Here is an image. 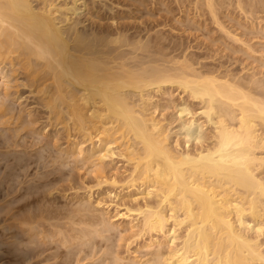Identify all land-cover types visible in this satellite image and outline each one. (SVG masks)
<instances>
[{
	"label": "bare ground",
	"instance_id": "bare-ground-1",
	"mask_svg": "<svg viewBox=\"0 0 264 264\" xmlns=\"http://www.w3.org/2000/svg\"><path fill=\"white\" fill-rule=\"evenodd\" d=\"M47 1L48 0H45V2L41 3L42 5L40 7H35L32 4V0H0V97L8 99L11 96L10 89L13 90V88H11L12 86L10 84L11 82H15L14 79H16V74H18L17 70L20 69L25 77V79L22 80L27 84L26 85L23 81V85L25 84L26 87L33 89L32 94L35 93L34 95H38L42 102H44L43 106L49 111V121L51 122V120H54L58 125L63 124L62 128L66 132L65 134H67L68 139L71 138V132H74L75 134H81L83 139L88 138V140L91 141L90 147L92 148L88 153H85V149L83 150L79 145L68 143L67 148L64 149L65 151H62L64 156H78V158L86 160V162L89 163L90 159H93V157H95L94 154L97 152L93 140L96 138L97 143L108 145V142H105V140L111 136V132L113 133V131L115 133L118 132V134L120 133L119 135L123 141L127 138L128 143L129 141H134L141 146V153L138 151L136 152L134 145L131 143L127 145L128 143L126 142V152L123 154L120 153L119 155L128 158L127 162L134 161V174L137 171H141L142 173L139 172L142 174V178L140 177L141 184L147 186L146 189L148 190L150 187V189L154 190H146L147 194L145 193V195L150 196L155 193L156 195H154L156 198L159 197V202H155L157 207H154V205L151 206V203L149 204L150 206L148 203L145 204L144 210L137 207L136 211L138 215L143 216V219H141L143 236L145 233L151 235L152 233L158 234L162 232L166 224H168L167 222L171 221V223H173V229H180L182 226H185L188 240H193V243L189 241L192 245L184 244L178 250L169 252L167 255L168 257H166L168 259H162L161 257L163 256H160L158 252H156L158 254H152L154 256L153 262H151L152 264H172L173 261L177 264H189V260L193 257L195 258V262L193 261L195 264L196 262L198 264H209L210 262H207V257L210 252L213 256L215 255V257H217L216 261H213V264H253L257 261H262V263H264V257L259 251V246L250 244L251 242H246V239H242V237L235 232L236 230L233 227L234 225L230 223V219L228 220V218H230L229 216L234 213L239 226L248 227L249 225L243 219L247 212L254 222L264 216V98H255L250 92L252 91L250 90L251 86L249 89L250 91L246 90L244 85H241L242 82L240 84L235 83L233 79L232 82H230L231 80L225 77H223V79L211 76L212 74L208 72L202 73L203 70L202 72H197L195 69H192L193 62H191L192 65L190 64L191 66H189L185 65L187 63L185 61L184 64H182L183 61H181V63L178 62L180 60L179 58L178 61H173L174 58H172L173 62H171V60L167 61V57H164L166 61L163 60V57L162 59H158V55L154 57L153 54L155 55L156 53L148 55L149 51L154 49L149 47L150 50L148 48V42L147 45H143L144 41L142 43L140 40L136 41V39L134 42H131L130 39H126V37L123 38V33L122 36L118 34L115 35V37H103L100 36L102 34H94L95 32H92L90 35H87L86 31L85 34L84 32L80 33L78 32L79 29L77 30L76 28L79 22L74 23L72 17L85 9L86 5L84 1L71 0V5L69 7L68 5H64L61 8L55 6L54 3H50L52 0L50 2ZM211 2L213 1L206 0L205 3L209 11L212 6ZM238 3H240V1ZM212 11H214V9L211 10V12ZM211 15L214 17L213 13ZM214 18L212 20H214ZM217 23L220 24L219 22ZM221 28L222 26L220 29ZM114 32L117 34V31ZM100 33H102V31ZM105 36L107 35L105 34ZM139 38L138 36V39ZM232 39L236 40L237 38L235 39L232 37ZM146 41L148 40L146 39ZM154 41H157V39L155 38ZM160 41L159 43H161ZM117 44L119 48L122 47V51L126 48L128 50L130 49V52L128 51L126 53L128 54L127 57L122 53L119 54L120 56L116 55L119 52ZM156 44L157 43H155V45ZM115 45H117V53L115 52V48L113 50L110 49V46L112 48L115 47ZM124 47L126 48L123 50ZM114 52L116 56L113 55ZM137 52L148 53L146 54L148 56L144 55V57L140 59L139 57L142 56V54H139V56L136 54ZM133 54L134 56L132 57ZM161 54L162 53H159V55ZM121 55L124 57H121ZM162 56H164V53ZM129 57L130 60L138 58V63L133 62L135 65L133 64L130 66ZM169 57L170 56H168V58ZM125 58H128V64L126 63L127 61L124 60ZM17 82L18 81H16L15 84ZM259 84L256 86L257 89ZM164 86H170V88L175 86L182 94H187V97L192 101L196 100L198 103L200 102L202 104L203 111L200 112L208 119V122H211L213 125L212 133L207 137L211 140L209 145L207 144V146H205L201 142L198 144L199 146L196 144L198 147L196 146L193 148L194 150L187 148L191 151L187 150L182 153H175L167 145V136L162 131L163 129L160 123L154 118L148 117L149 115L146 116L147 107L152 105L149 93H165L163 90ZM164 88L166 89V87ZM261 91H263V89ZM2 103H4V101L0 102V112L4 113L7 107L3 106ZM188 109H185L186 112ZM9 111L11 112V110ZM21 112L23 113V110ZM187 113L190 115V110ZM26 114L27 117L30 115L29 112H26ZM194 121L195 120L192 118L191 120H186L184 123L192 124ZM186 124L184 125L186 126ZM191 135V132L186 130L185 139H187V142L190 141ZM204 137L206 138V136ZM113 139L115 138L113 137ZM104 148L107 149L108 147ZM104 148L101 147L98 153H101ZM92 162L89 165H91ZM94 164L95 163H93V165ZM93 167L96 169L97 165L96 168L95 166ZM89 172L87 170L88 174ZM139 173L136 174L139 175ZM95 176H97L96 173ZM47 177L48 176H46V178ZM132 179L131 182H135L137 178L134 180ZM112 183L114 184V182ZM20 184L21 182L19 185ZM29 188L26 189L20 186L18 189H14L15 193L21 192L22 190L25 192L20 196L18 195L10 206H7L11 207L10 211L16 209L17 212H19V216H22L20 215V211L23 210L25 206L28 207V204L32 201V199L30 202L28 201L30 200V197H28ZM218 188H224V194H221ZM227 192H230L229 194L233 193L237 197L238 200L236 201L238 202L234 201L233 203L232 200L230 201L229 199L231 198ZM15 193L14 195H16ZM34 197H36V194ZM37 198V200H39L41 197ZM46 198L49 197L47 196ZM22 201L23 203L16 208L15 206ZM161 206L165 207L166 210L164 212L161 210ZM246 206L248 207L247 209L245 208ZM7 207L1 210L4 216L8 213L7 211L9 208L6 213L4 212ZM39 207L40 206H38V208ZM87 208L89 209V206L86 207V209L84 208L83 212L91 213L93 211L91 210L93 208L90 207L91 209L89 210ZM51 211L52 210H50V212ZM37 212L33 214V216L28 213L31 217L29 216L25 219L21 218V220L19 218V220L17 219V226L19 225L21 230L19 231L18 229V232L12 234L10 237L16 241L15 248L13 247L15 251L19 247L20 248L17 250L19 251L17 254H15V251V253L8 252L10 250V248H8V256L17 259L22 258V260L24 257H27L28 259H26L29 262L30 260L33 261V259H38L42 257L43 254H46L47 247H45L44 250L42 249L43 246L47 244L52 246L50 242L56 239V243L61 245L55 244L54 241L55 246L52 249V254L45 255L41 261L38 260L40 262H47L49 260L53 262L58 256L64 254L62 250L64 247L68 249L69 252L65 253L64 257L66 259H63L64 261L62 260L63 262L59 264H68V260L71 258L70 256L75 255L74 264H81L82 261L84 262V260L88 258L91 261L94 256V248H98L100 242L103 241L102 238L105 237L102 234L109 233L111 228L105 220H99L100 222L98 225L97 223L89 224L83 222L87 223L89 228L91 227L89 230L81 229L77 231L72 227L70 232H78V239L88 241L83 242L82 240L81 244L78 242L80 240L77 239L80 245L77 243L76 248L78 246L80 248L78 247L79 250L76 252L78 254L81 252L84 253L82 254L84 257L78 259L79 256L72 251L75 249L73 247L75 244L67 247L71 242L68 241L70 240V234H67L68 237L65 235L66 232L63 234L62 230L58 231L61 227H57L59 224L54 226L56 223L50 225L46 230L45 223L51 222L54 219L45 221L47 220H43L46 218L45 215L43 217V215L39 214L41 211H39V213ZM77 212H73L74 215L77 214ZM167 213L169 215H167ZM178 213H181L182 218H180ZM13 214H10L8 219H6L7 216L4 219L1 218L3 221H0L2 222L0 224L9 222L11 218L13 221V218L17 217V214ZM57 216L59 215L57 214ZM50 217L51 216H49V218ZM73 219L71 218L70 220L72 221ZM60 221L66 220L61 219ZM71 221L70 223L73 224V226H81L82 221L80 222L77 220L79 223H76L75 220L73 222ZM9 223L7 224L9 225ZM10 226L12 225L4 227L9 230L11 228ZM65 226L66 228L68 227L67 225ZM52 227L53 230L51 229V231L49 228ZM54 228L57 230H54ZM80 228H82V226ZM176 230L171 231L172 236L178 231ZM54 231L56 232L54 233ZM211 232H213V235L216 237L212 236ZM64 235L68 237V240ZM96 235L100 237L98 239L102 240L97 241L95 238ZM62 236L63 239L61 240ZM59 237H61V242L60 240L57 241ZM213 237L217 238V240H214ZM73 238L74 237H71L72 243H74ZM75 238L74 240L76 242ZM103 242L107 243V239ZM172 242L173 241L170 243ZM186 242L188 241L186 240ZM72 243L70 245H72ZM148 245L151 244L149 243ZM88 246H90L89 249L92 250H89L87 248ZM21 248L24 249L21 250ZM47 250H49V248ZM100 251L101 250H99V252ZM106 254L108 255L109 253ZM105 255L102 256L105 258L107 257ZM100 260L102 259H99V262ZM113 260L115 259L113 258ZM118 260L119 263H121L120 259ZM151 263L148 262L147 264Z\"/></svg>",
	"mask_w": 264,
	"mask_h": 264
},
{
	"label": "rangeland",
	"instance_id": "rangeland-1",
	"mask_svg": "<svg viewBox=\"0 0 264 264\" xmlns=\"http://www.w3.org/2000/svg\"><path fill=\"white\" fill-rule=\"evenodd\" d=\"M50 1L51 0H48L47 2ZM81 1H84L86 5L85 9H83L81 12H78L79 14L77 13V15L72 17L74 23L79 22L78 25H76L77 30L79 29L78 32L80 33L84 32L85 34L86 31L87 35H90L92 32L93 33L95 32L94 34L96 33L97 35L102 34L100 36L103 37H108V36L115 37V35L118 34L119 36H122L124 34L123 38L126 37V39H130L131 42H134L135 39L136 41L140 40V42L142 43L144 41L143 45H147L148 42L147 45L148 48L149 47L151 49L154 48L153 49L154 51L149 48L151 50L149 51L148 49L149 54L137 52L136 53L137 55L142 54V56L139 55L140 59H142L141 57H144V55L148 56L150 54L156 53L155 55L153 54V56L156 57L158 55L157 56L158 59H162L163 57L164 61H166L164 57L165 58L167 57L166 58L167 61L171 60V62L178 61L179 58L180 60L178 62L181 63V61H183L182 64H184L185 61L187 62L185 65H189V66H191L192 65L191 62H193L192 69H195L197 72L198 71L202 72L203 70L202 73L208 72L212 74L211 76H216L218 78L225 77L228 80H231L230 82H232V79L233 82L235 83L240 84L242 82L241 85H244L246 90H249L251 86L250 90L252 91L250 90L249 91L251 92V94L255 96V98L256 97L259 99L264 98L263 96L264 95V0H252V1L251 0H211L213 2H211L212 6L210 11L208 10L207 4H205L206 0H81ZM239 1L240 3H238ZM43 2H45V0L44 1L32 0V4L35 7H40L42 5L41 3ZM50 3H54V5L59 8L63 7L64 5H68L69 7L71 5V0H52ZM213 9L214 11L211 12V10ZM212 13L215 18L211 15ZM212 17L214 18L215 22L214 20H212L213 19ZM216 20L220 24H218ZM217 24L220 26H218ZM221 26H222L221 29L224 30L220 29ZM101 31L102 33H100ZM114 31H117V34ZM104 33L107 36H105ZM138 36L140 37L139 39ZM232 37L235 39L237 38L238 40L237 39L234 40L232 39ZM155 38L157 39V41H154ZM163 38L166 40H164ZM146 39L148 41H146ZM158 39H160L161 41ZM159 41L161 43H159ZM155 43H157L158 45L157 44L155 45ZM117 45H115V47L112 48L110 46V49L112 50L115 48L116 53L119 51L117 54L114 52L113 55L120 56L119 54L122 53L124 54L125 57H127L128 54L126 53L130 49L128 50L126 47H124L123 50L126 48L125 50L127 51L125 50L122 51V47L119 48L118 45V49H119L118 50ZM116 49L118 51H116ZM159 53L162 54L159 55ZM163 53L164 56H162ZM124 56L121 55V57ZM133 56L134 54L132 55V57ZM168 56L170 57L168 58ZM172 58H174L173 61ZM127 59L128 58H125L124 60H126L127 61L126 63L128 64V60H130V57L128 60ZM136 59L134 60L131 59L132 61L130 60L129 65L130 66L133 65L134 64L133 62L138 63L139 59L135 61ZM185 59L188 61H186ZM20 72L22 73L20 69L17 70L18 74H16V79L18 80L14 79L15 82L16 81L18 82L16 84L15 82H11L10 84L12 86L11 88H13V90L10 89L11 96L8 99H4L0 97L1 100L3 99L2 101L0 100V102L4 101V103L2 104L3 106L7 107L8 110V111L6 110L7 112L3 110L4 113L0 112L1 115L0 119L2 118L0 120V211L5 207L10 206V204L14 201L15 198H17L18 195L20 196L25 192L23 190L21 192H16V193L14 192L15 191L14 189L16 188L18 189L20 186L21 187L23 186L26 189L30 187L28 190L29 192L28 197H30V200L28 201L30 202L32 199L33 203L31 201L32 204L29 203L28 207L27 206L24 207L23 210L25 211L23 210H21L22 212L20 211L21 213L20 215H22L23 217L19 216V212H17L16 209L10 211L11 207H7V209L4 210V212L6 213V211L9 208V210L7 211L8 213H6L5 216L4 213H2L3 211H1L2 215L0 214V221H3L1 218L4 219L6 216H7L6 219H8L10 217L9 215L13 214V212L14 214H17V217L13 218L15 221L14 220L12 221L11 218V220L9 219L10 223L3 222V224H0V236H1L0 264H21V263L22 264H53V263L59 264L60 262H63L66 259L64 257L65 253H68L69 250L63 247L62 250L64 251V254L54 259L55 261L53 260L52 262L51 260H49L47 262H40L45 257V255L52 254L53 252L52 249L54 248L55 244H57L56 239H54L55 244L53 240H52L53 243L50 242L52 246H50L49 244H47L49 246H47L46 244H45L46 246H43L42 249L44 250L45 247H47L46 254H43L42 257L38 258L40 261L38 259L35 260L33 259V261L30 260L29 262L27 260L28 259L27 257H24L25 259L23 258L22 260V258L17 259L8 256V252L11 253L16 252L15 254H17V252H19L17 250L20 248L19 247L15 251L14 246L16 244L15 243L16 241L14 239H11L10 237L12 234H16L18 232V229L19 231L21 230L19 225L17 226V219L19 218L21 220V218L25 219L30 215L33 216V214H36L37 211H38L37 213L41 211L39 214L43 215V217L45 215L46 218L43 219V220L47 219L45 221H49V219L50 220L54 219L51 222L49 221L45 223L46 230L48 229V227H50V225L56 223L54 226L59 224L57 225V227H61L60 229L58 228L59 229L58 231L62 230L63 234L66 232L65 235L70 234L69 235L70 240H68L69 237L68 235H67L68 237L64 235V237H67V240L69 242L71 241L70 244L72 243L71 237L74 238L76 237L75 238L76 242L73 238L74 243L70 245L68 242L69 245L67 244L66 245L68 247V246H73V244H75L73 246L75 249L73 250L71 249V250L74 252V254L76 253L77 256H79L78 259L84 257V255H82L84 254L83 252L79 254L77 253L80 247L78 246L79 248L78 247H77L78 249L76 248L77 243L79 242L82 244L83 239L80 240L77 238L79 236L77 234L78 232L71 231L72 232L71 234L70 229H72L73 227L77 231L81 229L89 230L91 227L89 228L88 227L89 225H87V223L89 224L97 223L98 225V223L100 222L99 220H103V221L105 220V222L107 221L108 225H110L112 228V230L110 228L109 233L102 234L105 236L102 238L103 241L107 239V243L105 242L106 243L105 244L102 241L104 243L103 244L102 242H100V244L98 245L99 249L97 247L94 248V253H93L94 256L91 259V261L88 258L84 260V262L82 261L81 264H102V263L103 264H114V263L115 264L117 263L147 264L148 262L149 263L153 262V258H154L153 255L155 254L159 253L160 256L161 255L163 256L161 258L164 259L168 257L167 255L169 254V252L178 250L184 244L188 245L190 244V242L193 243V240L192 241L191 239L188 240L185 226H182L180 229L176 228L178 230L177 231L176 229H173L174 227L171 221L167 222L168 224H166V227L163 229L162 232L158 234L152 233L151 235L149 233H145L143 236V232L141 228L142 226L141 219H143V216L138 215V212L136 211L137 207L144 210V205L147 203L148 205L151 203L150 204L151 206L154 205V207L155 206L157 207L156 203L159 202L158 200L159 197L156 198L155 193H154L155 195L154 194L150 196L145 195V193L147 194V191L153 189H150L151 188L150 187L148 190L146 189L147 186L141 184L140 179L142 178V174L139 173L141 171L139 172L137 171L134 174L133 167L135 165V162L134 161L127 162L128 158L119 155L120 153L123 154L124 152H126L125 148L130 143L134 145L136 152L138 151L141 153V146L139 144H136L133 140H132L133 142L129 141L128 143L127 138L124 139L123 141L119 135L120 133L118 134V132L115 133L113 131V133L111 132V136H110L111 138L107 137L108 139L106 138L107 140H105V142H108L107 143L108 145H104V143H102L103 144L102 145L99 142L97 143L96 138L93 140L97 152L94 154L95 157H93V159H90L89 163L86 162V160H82L81 158H78V156L75 157L64 156V153H62V151L63 152L65 151L64 149L67 148L68 143L79 145L83 150L85 149L84 150L85 153L86 152L88 153L91 151L92 148L90 147L91 141L88 140V138L83 139V137H81L82 136L81 134L79 133L75 134L74 132H71V138L68 139L67 134H65L66 132L62 128L63 124L58 125L57 122H55L54 120H51L50 122L48 119L49 111L43 106L44 102H42V100L38 97V95H34L35 93L32 94L33 89H31L30 87H26L27 84L25 83L24 80H22L25 79L24 73L21 74ZM23 81L26 85L25 84L23 85ZM258 84L260 88L258 86L257 89L256 86ZM164 87H166V89ZM164 87L163 90L165 91V93H156V92L149 93V97L151 99L150 102L152 103V105L147 107L148 110L146 111L147 113L146 116L149 115L148 117H152L160 123L163 129L162 131L167 136V145L175 153L178 152L182 153L187 150L191 151L190 149L195 148L201 142L205 146H207V144L209 145L211 140L207 137H209L210 134L212 133L213 125L211 122H208V119H206L204 115H202L201 113L203 111L202 104L200 102L198 103V101L196 100L192 101L189 97H187V94L185 93H184L185 95L182 94L181 91L179 89L177 90L175 86H173V88L172 87L170 88V86L169 87L164 86ZM262 89L263 91H261ZM185 109H188L187 112H189L190 110V115H188ZM9 110H11V112ZM22 110L23 113L21 112ZM25 111L30 113L28 117ZM180 111L182 114L180 113ZM182 111H184L186 114ZM190 118L191 119L193 118V120H195L194 123L192 124L184 123L186 122V120L187 121L191 120ZM184 124H186V126ZM186 130H189L192 134L191 135L192 137L189 142H187L186 141L187 139H185ZM204 136H206L207 139ZM113 137L115 139H113ZM53 144L55 147L53 146ZM100 145L102 148L104 147H108V148L107 149L104 148V150L102 149L101 153L100 152L98 153V150L101 148ZM110 154H112L113 156ZM91 162L92 164L89 165ZM93 163L95 164L93 165ZM83 164L85 165V167ZM93 166H95L96 169H94ZM87 170L88 172L89 171L92 172L91 173L89 172L88 174ZM97 170L98 171L100 170L101 173L100 171L98 172ZM95 173L97 176H95ZM136 173L137 174L139 173V175H137ZM46 176L48 177L46 178ZM131 179L132 180L136 179L135 180L136 183L134 181L131 182ZM20 182L21 184L19 185ZM112 182H114V184ZM132 184H134L135 186ZM223 189L224 188L222 189L218 188L221 194H224ZM14 193L16 195H14ZM33 193L34 195L36 194V197H34ZM227 193L229 194L230 192ZM229 195L231 199H229V197L228 199L230 201L232 200L233 203L234 201L238 202L236 201L238 200L237 197L233 193ZM47 196L49 198H46ZM37 197L39 198L41 197L39 199L40 201L37 200L38 199ZM22 203L23 201L17 205L15 204L16 206L15 205L14 206L17 208V206L18 205L20 206ZM38 206L40 207L38 208ZM88 206L89 209L93 208L91 209L93 211L91 213L83 212L84 208L86 209V207ZM48 207H49V212H48ZM161 207H160L161 210L164 212L166 210L165 207L164 206ZM126 208L129 210H127ZM245 208L247 209L248 207L246 206ZM78 209L81 211H79ZM50 210L52 211L50 212ZM73 212L74 213L77 212V214H75L76 216L74 215ZM59 213L62 215H60ZM57 214L59 216H57ZM81 214H83L84 216ZM247 214L248 212L245 214L243 219L249 225L248 227L239 226L234 213H232L231 216H229L230 218H228V220L230 219L229 221L232 225H234L233 227L236 230L235 232H237V234H239L242 237V239L244 240L246 239L245 240L246 242L248 241L251 242L250 244H256L257 246H259L258 247L260 248L259 251L262 253V256L264 257V216H262L260 219L255 220L254 222L252 221V217L249 214L248 215ZM167 215L169 214L167 213ZM178 215L180 216V218H182L181 213H178ZM49 216L51 217L49 218ZM70 217L74 219L71 221ZM61 219L66 220L68 222L60 221ZM58 220L60 221V223ZM74 220L76 221V223L82 221L81 222L82 228H80L81 226L78 225L73 226V224L70 223V221L73 222ZM83 222H87V223H83ZM7 223H9V225H12L10 226L11 228L9 230L8 228H6L9 226ZM14 225H15V229H14ZM65 225H67L68 227L66 228ZM140 228H141V232H140ZM49 229L53 230V227ZM54 230L57 229L54 228ZM175 230L177 232L174 236H172L171 231H175ZM55 232L56 231H54V233ZM75 233L77 234V236ZM211 235L215 236L213 235V232H211ZM215 237H213L214 240L215 239L217 240V238ZM60 238L61 237H59V239L57 238V241H59ZM95 238L97 241L102 240V239H98L100 237H97V235ZM62 239L63 236L61 240ZM77 239L80 240L81 242L80 241L77 242ZM186 240L188 242H186ZM171 241L173 242L170 243ZM83 242H88V241L83 240ZM147 243L148 244L150 243L151 245H148ZM57 245H61V244H57ZM8 248H10V250L7 252ZM48 248L49 250H47ZM87 248L89 249L90 246H88ZM23 249L24 248H21V250ZM99 250L101 251L99 252ZM104 253L105 254L109 253V254L105 255ZM102 255H105L107 257L104 258V256ZM115 255L117 256V258ZM75 256H70L71 258L70 260H68L69 261L68 264L75 263V258H74ZM113 258L115 260H113ZM216 258L217 257H215V255L213 256L212 253L210 252V254L207 257V262H210L209 264L211 263L213 264L216 261ZM99 259H102L103 262L102 260H100L99 262ZM118 259H120L121 263H119ZM192 259L189 260L190 261L189 264L190 263L195 264L194 263L195 258L193 257ZM173 262L172 264H177L176 262L175 263ZM258 262L259 261L253 264H264L262 263V261H260L259 263ZM196 264L198 263L196 262Z\"/></svg>",
	"mask_w": 264,
	"mask_h": 264
}]
</instances>
